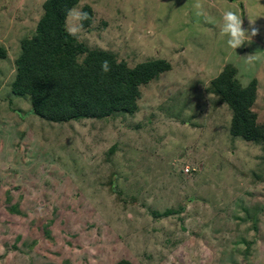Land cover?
<instances>
[{
    "label": "rangeland",
    "instance_id": "obj_1",
    "mask_svg": "<svg viewBox=\"0 0 264 264\" xmlns=\"http://www.w3.org/2000/svg\"><path fill=\"white\" fill-rule=\"evenodd\" d=\"M45 1L0 0V264H264V141L231 134L213 85L227 66L256 81L264 125V0H80L91 23L66 26L88 48L171 69L139 86L134 114L61 123L12 89ZM228 10L258 29L236 50Z\"/></svg>",
    "mask_w": 264,
    "mask_h": 264
},
{
    "label": "trees",
    "instance_id": "obj_2",
    "mask_svg": "<svg viewBox=\"0 0 264 264\" xmlns=\"http://www.w3.org/2000/svg\"><path fill=\"white\" fill-rule=\"evenodd\" d=\"M79 1L44 2L37 33L22 41L13 92L31 97L35 114L58 123L103 119L116 111L134 114L138 109L139 86L170 70L171 65L165 59H155L130 67L109 50L88 48L76 35H70L66 26L69 11ZM83 12L88 14L82 20L87 27L93 9L86 5ZM5 56V49L0 47V58ZM104 61L109 63L107 72L101 67ZM235 75L236 69L227 66L213 80L218 95L233 110L230 132L248 141H264V125L258 124L252 111L256 81L246 87ZM114 264L134 263L122 259Z\"/></svg>",
    "mask_w": 264,
    "mask_h": 264
},
{
    "label": "clouds",
    "instance_id": "obj_3",
    "mask_svg": "<svg viewBox=\"0 0 264 264\" xmlns=\"http://www.w3.org/2000/svg\"><path fill=\"white\" fill-rule=\"evenodd\" d=\"M199 7L200 5H197V8ZM68 15L74 21H81L83 19L88 18L87 13L81 12L77 9L70 10ZM222 20H223V25L221 27V34L228 36L227 44L230 48L234 50L244 45L246 41L250 43L252 37L256 36L258 33V29H256L253 26L255 20L249 19V25H250V33H249V30L243 27L242 16L237 12L231 10L225 11L222 15ZM80 27H82V25L70 26L67 30L69 31L70 35H76ZM247 59L249 62H252L253 60L257 59V57L248 56ZM101 67L104 72L110 70L108 61H104Z\"/></svg>",
    "mask_w": 264,
    "mask_h": 264
},
{
    "label": "built area",
    "instance_id": "obj_4",
    "mask_svg": "<svg viewBox=\"0 0 264 264\" xmlns=\"http://www.w3.org/2000/svg\"><path fill=\"white\" fill-rule=\"evenodd\" d=\"M189 170V168H187Z\"/></svg>",
    "mask_w": 264,
    "mask_h": 264
}]
</instances>
